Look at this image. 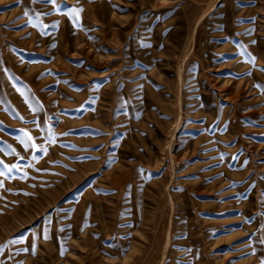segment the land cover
Masks as SVG:
<instances>
[{"label": "rangeland", "instance_id": "rangeland-1", "mask_svg": "<svg viewBox=\"0 0 264 264\" xmlns=\"http://www.w3.org/2000/svg\"><path fill=\"white\" fill-rule=\"evenodd\" d=\"M0 161V264H264V0H0Z\"/></svg>", "mask_w": 264, "mask_h": 264}, {"label": "snow or ice", "instance_id": "snow-or-ice-1", "mask_svg": "<svg viewBox=\"0 0 264 264\" xmlns=\"http://www.w3.org/2000/svg\"><path fill=\"white\" fill-rule=\"evenodd\" d=\"M48 2H54V0H48ZM252 62H254V58H252ZM29 139H31V137H29ZM46 151V150H45ZM0 164H3L2 161H0ZM8 171L10 172L11 171V168L9 167L8 168ZM4 173L3 172H0V175H3ZM12 242H15V241H12Z\"/></svg>", "mask_w": 264, "mask_h": 264}]
</instances>
